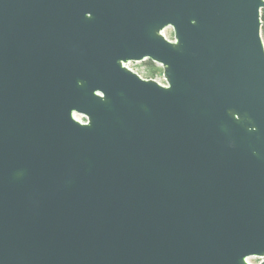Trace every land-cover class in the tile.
<instances>
[{"label":"water","instance_id":"1","mask_svg":"<svg viewBox=\"0 0 264 264\" xmlns=\"http://www.w3.org/2000/svg\"><path fill=\"white\" fill-rule=\"evenodd\" d=\"M263 8L0 0V264H264Z\"/></svg>","mask_w":264,"mask_h":264},{"label":"built area","instance_id":"2","mask_svg":"<svg viewBox=\"0 0 264 264\" xmlns=\"http://www.w3.org/2000/svg\"><path fill=\"white\" fill-rule=\"evenodd\" d=\"M139 63H142V62H129L126 64L127 67H129L130 69H132L133 71L137 72L141 77L143 78H147V79H154L156 80L157 82L161 83V84H165L163 78H162V75L159 74V75H155L153 77H150L148 76L143 70L139 69L138 67H133L134 65H137ZM75 118L81 122H84L85 121V118L83 116L80 115V118H78L77 115H75ZM260 261V260H259ZM249 262V261H248ZM251 264H257L258 262H249Z\"/></svg>","mask_w":264,"mask_h":264},{"label":"trees","instance_id":"3","mask_svg":"<svg viewBox=\"0 0 264 264\" xmlns=\"http://www.w3.org/2000/svg\"><path fill=\"white\" fill-rule=\"evenodd\" d=\"M261 21H262V38L264 41V8L261 10ZM145 65L147 75L153 77L162 73V69L159 65L149 60L142 62Z\"/></svg>","mask_w":264,"mask_h":264},{"label":"rangeland","instance_id":"4","mask_svg":"<svg viewBox=\"0 0 264 264\" xmlns=\"http://www.w3.org/2000/svg\"><path fill=\"white\" fill-rule=\"evenodd\" d=\"M164 34H165V36L168 38V39H171L172 38V32H171V28H167V29H165L164 30ZM138 67L139 69H141V70H143L146 74H147V72H146V68H145V65L143 64V63H139V64H137V65H134L133 67ZM78 116V118H80V115H77ZM259 258H256V257H250L249 259H248V261L249 262H253V263H255V262H259Z\"/></svg>","mask_w":264,"mask_h":264}]
</instances>
